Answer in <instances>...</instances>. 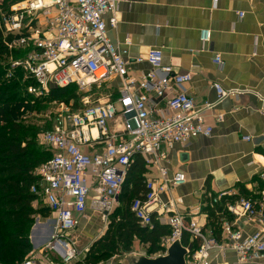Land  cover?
Returning a JSON list of instances; mask_svg holds the SVG:
<instances>
[{
	"label": "built area",
	"instance_id": "1",
	"mask_svg": "<svg viewBox=\"0 0 264 264\" xmlns=\"http://www.w3.org/2000/svg\"><path fill=\"white\" fill-rule=\"evenodd\" d=\"M119 3L18 0L7 10H0L5 39L13 37L6 45L11 52L24 53L19 59H10L8 77L14 69H23L36 82V86L29 87L30 94L45 97L51 89L75 86L86 90L116 78L122 82L115 101L84 100L78 108L73 102H54L57 111L52 128L38 135V141L53 152L52 158L35 171L37 182L31 188L36 196L34 205L44 202L56 221L52 241L44 253L56 252L63 264L83 260L90 247L81 251L73 233L89 211L101 215L105 222L109 220L120 206L133 161L141 156L148 169L157 168L158 175L148 177V194L133 203L132 211L143 226H151L152 215H156L161 224L172 230L163 240L165 251L154 257L165 255L176 240L188 233L194 250L186 264H212L214 252L228 251L234 252L241 264L264 259V190L256 197L235 202L228 201L238 195L234 190L208 194L216 214L228 217L220 220V234H216L215 229L205 228L195 216L188 220L177 212L176 201L169 195L186 185L188 178L179 171L170 177L163 165L168 162L163 148L185 145L197 137H211L214 127L206 116L224 100L250 91L225 89L215 83L217 101L198 105L184 88L191 82L192 73H180L172 65H165L162 50L152 49L144 58L131 59L129 38L123 44L112 42L108 26L117 28L119 24ZM210 40L211 32L203 31L202 43ZM215 61L222 64L220 56ZM134 63H147L150 69L134 76L130 69ZM223 117L216 116V122L222 123ZM156 204L158 207L149 213L148 208ZM218 206L223 207L221 212ZM243 219L256 226L254 233L247 234L238 227Z\"/></svg>",
	"mask_w": 264,
	"mask_h": 264
},
{
	"label": "crops",
	"instance_id": "2",
	"mask_svg": "<svg viewBox=\"0 0 264 264\" xmlns=\"http://www.w3.org/2000/svg\"><path fill=\"white\" fill-rule=\"evenodd\" d=\"M119 1V24L117 28L108 26V34L115 44L131 40V59L144 58L152 49L162 50L165 65H172L180 73H192L191 82L184 88L198 105L217 101L215 83L225 89L250 91L224 100L206 116L214 127L211 137H197L185 145L163 148L168 154V162L163 165L169 176L179 171L188 178L186 185L169 195L176 201L177 212L188 220L195 216L202 226L220 234L218 223L228 217L216 214L208 194L234 190L238 195L231 198L237 200L256 197L264 190V0ZM205 30L211 32L207 44L201 41ZM217 56L222 59L221 65L215 61ZM130 69L134 76H139L150 67L147 63H134ZM108 84L114 85L116 95L111 92L114 97L110 101H115L119 98L121 79ZM219 115L224 116L222 123L216 122ZM245 137L252 139L246 141ZM183 154H188V160H181ZM147 173L148 177H156L158 170L147 168ZM193 209L197 213H190ZM217 209L221 212L223 207ZM90 212L79 228L101 230L94 227ZM238 227L247 234L256 231V226L244 219ZM42 237L37 236L39 242ZM137 243L148 250V245L136 240L133 253L148 255L137 250ZM212 264L241 263L234 252L228 251L214 252ZM245 264H264V259Z\"/></svg>",
	"mask_w": 264,
	"mask_h": 264
},
{
	"label": "trees",
	"instance_id": "3",
	"mask_svg": "<svg viewBox=\"0 0 264 264\" xmlns=\"http://www.w3.org/2000/svg\"><path fill=\"white\" fill-rule=\"evenodd\" d=\"M7 1L5 7L8 9V5L18 0ZM11 39L13 37L8 41ZM8 41L0 26V264H22L33 250L31 227L38 216L48 220L52 215L49 208L35 207L36 196L31 188L37 182L35 171L52 158L53 152L37 146L39 130L25 125L26 114L35 110L37 104L77 102L79 92L72 86L51 89L43 98L30 94L28 89L36 86V82L23 69H14L8 77L10 59H19L24 54L11 52L6 45ZM74 106L79 107L77 103ZM51 128L52 124L48 129ZM147 179L145 160L136 156L123 186L120 206L109 217L107 230L94 241L85 258L75 264H101L113 257L121 259L133 253L136 240L148 245L149 256L165 251L162 243L172 233L169 226L161 224L156 215H152L151 226H143L132 211L133 203L145 199L148 194ZM182 243L184 246L191 244L188 233H184Z\"/></svg>",
	"mask_w": 264,
	"mask_h": 264
},
{
	"label": "rangeland",
	"instance_id": "4",
	"mask_svg": "<svg viewBox=\"0 0 264 264\" xmlns=\"http://www.w3.org/2000/svg\"><path fill=\"white\" fill-rule=\"evenodd\" d=\"M8 1H13V0H8ZM5 4H6V0H0V10L7 9V7H5ZM23 56H24V54H22V56L20 55L19 57L21 58ZM10 65H11V63H10ZM108 83L109 82L101 84V85H92L91 87H89L86 90H78L79 96H78V99L76 100L77 102H75V100H72V102H74L75 104L77 103L79 106H81L84 104V100H89L92 103H96L99 101L107 102V101L112 100L114 96L111 94V92L114 93L115 88H114L113 84L109 85ZM114 94L116 95V93H114ZM33 96H35L36 98H43V97H38L36 95H33ZM38 105H40V104L35 105L34 106L35 110H32L31 112L26 114L25 125L30 126L32 129L33 128L38 129L39 133H41V132L47 130L51 126L52 120L55 117L54 114L56 113L57 109H56V106L54 105V103H43L40 106H38ZM38 134L36 135L37 146L40 149L49 151V149L46 146L42 145L38 141ZM35 207H37V208L46 207L47 208V206L44 202H38L37 206H35ZM90 213H92L91 216L94 217V219H93L94 220V227L95 228L99 227L98 229H101V230L91 232L89 229L82 230L81 228H79V230H77L73 233V238L77 242V246L81 251H83V249H85V248L91 247L90 245L93 244L92 243L93 240L100 236V232H104V230L106 229V227L109 223V220H107V222H105L102 219L101 215L93 213V212H90ZM38 218H39L40 222H42V223H43V221L47 222V219H43L40 216H38ZM49 218L54 219L53 215H51V217H49ZM33 225H35V223ZM50 226L52 227L53 223H51ZM31 228H33V227H31ZM37 236L38 235H36V238H37ZM42 236H44V234ZM30 239H31V235H30ZM38 241H39V239H38ZM140 245H138V243H137V250H139V251L141 250V252L147 253L146 249H144ZM46 247L47 246L45 243L43 245H40V247L38 249L32 248L33 249L32 253H30L26 257L24 263L27 261H30V262L32 261L33 264H50V263L63 264V260H62L61 256H59L56 252L48 251V254H45L44 251L47 249ZM133 248H134V246H133ZM133 251H134V249H133ZM117 260L119 261L120 259L118 257H113L111 260L104 262V263H101V264H114V263L118 262Z\"/></svg>",
	"mask_w": 264,
	"mask_h": 264
},
{
	"label": "water",
	"instance_id": "5",
	"mask_svg": "<svg viewBox=\"0 0 264 264\" xmlns=\"http://www.w3.org/2000/svg\"><path fill=\"white\" fill-rule=\"evenodd\" d=\"M188 160V154H183L181 160ZM158 204L148 208V212L152 213ZM53 223L51 227L50 224ZM56 221L54 219H48L46 223L40 222L37 218L35 225L31 230V244L34 249H38L40 245L46 243L49 245L52 241L54 233V226ZM50 226V227H49ZM44 231V233H43ZM40 242H37L36 235H43ZM194 250V244L191 243L189 246H184L182 240H176L168 249L165 255L151 257L148 255H142L138 253H130L119 260L120 264H186L187 257Z\"/></svg>",
	"mask_w": 264,
	"mask_h": 264
},
{
	"label": "bare ground",
	"instance_id": "6",
	"mask_svg": "<svg viewBox=\"0 0 264 264\" xmlns=\"http://www.w3.org/2000/svg\"><path fill=\"white\" fill-rule=\"evenodd\" d=\"M37 242H39V241H37Z\"/></svg>",
	"mask_w": 264,
	"mask_h": 264
}]
</instances>
